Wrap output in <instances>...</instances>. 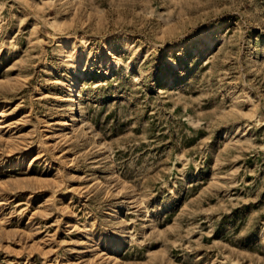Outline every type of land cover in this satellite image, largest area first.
Returning <instances> with one entry per match:
<instances>
[{
  "label": "rangeland",
  "instance_id": "374dc122",
  "mask_svg": "<svg viewBox=\"0 0 264 264\" xmlns=\"http://www.w3.org/2000/svg\"><path fill=\"white\" fill-rule=\"evenodd\" d=\"M0 264H264V0H0Z\"/></svg>",
  "mask_w": 264,
  "mask_h": 264
},
{
  "label": "bare ground",
  "instance_id": "6f19581e",
  "mask_svg": "<svg viewBox=\"0 0 264 264\" xmlns=\"http://www.w3.org/2000/svg\"><path fill=\"white\" fill-rule=\"evenodd\" d=\"M68 88V87H67ZM69 89V88H68ZM81 95H77V97L71 101H69V115L65 121L62 122L63 129H67L68 127H73L75 123L79 121V106H81L80 99Z\"/></svg>",
  "mask_w": 264,
  "mask_h": 264
}]
</instances>
